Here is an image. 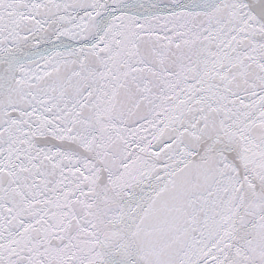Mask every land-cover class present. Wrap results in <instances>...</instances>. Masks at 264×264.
<instances>
[{"label": "snow or ice", "instance_id": "snow-or-ice-1", "mask_svg": "<svg viewBox=\"0 0 264 264\" xmlns=\"http://www.w3.org/2000/svg\"><path fill=\"white\" fill-rule=\"evenodd\" d=\"M0 264H264V0H0Z\"/></svg>", "mask_w": 264, "mask_h": 264}]
</instances>
